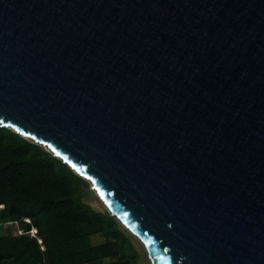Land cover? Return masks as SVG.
Listing matches in <instances>:
<instances>
[{
  "label": "water",
  "instance_id": "obj_1",
  "mask_svg": "<svg viewBox=\"0 0 264 264\" xmlns=\"http://www.w3.org/2000/svg\"><path fill=\"white\" fill-rule=\"evenodd\" d=\"M0 126L152 264H264V0H0Z\"/></svg>",
  "mask_w": 264,
  "mask_h": 264
},
{
  "label": "trees",
  "instance_id": "obj_2",
  "mask_svg": "<svg viewBox=\"0 0 264 264\" xmlns=\"http://www.w3.org/2000/svg\"><path fill=\"white\" fill-rule=\"evenodd\" d=\"M84 179L44 146L0 126V226L18 221L21 228L38 230V237L18 232L15 238L1 236L0 262L85 264L108 257L112 264H138L126 251L120 220L83 201ZM99 232L108 240L93 245L90 235Z\"/></svg>",
  "mask_w": 264,
  "mask_h": 264
},
{
  "label": "rangeland",
  "instance_id": "obj_3",
  "mask_svg": "<svg viewBox=\"0 0 264 264\" xmlns=\"http://www.w3.org/2000/svg\"><path fill=\"white\" fill-rule=\"evenodd\" d=\"M45 150H49L46 147H44ZM81 188H82V199L86 203L90 204L93 208H95L97 211L100 212H107L108 208L104 204L102 198L99 197V194L97 191L93 188L92 182L84 179L81 182ZM109 211V210H108ZM119 228L125 233L126 236V243L125 248L126 251L132 255H135L137 258L138 264H152L151 259L147 253V250L144 246V244L139 240L138 237L133 235L121 222L119 224ZM18 232V227L14 223H4V225L0 226V237L7 235V237L15 238L16 233ZM108 238H106L102 233H92L90 235V241L93 245H98L100 243H103L107 241ZM42 262L46 261V258H42ZM8 262V261H7ZM113 259L112 258H100L99 260L88 262L85 264H112ZM0 264H5L4 261L0 262ZM37 264V263H36Z\"/></svg>",
  "mask_w": 264,
  "mask_h": 264
},
{
  "label": "built area",
  "instance_id": "obj_4",
  "mask_svg": "<svg viewBox=\"0 0 264 264\" xmlns=\"http://www.w3.org/2000/svg\"><path fill=\"white\" fill-rule=\"evenodd\" d=\"M2 207H3V204H0V208H2ZM24 220H25L26 222H28V223L31 222V219H30L29 217H26ZM5 223H6V224H7V223H14V224H16L17 227H18V233H19V234H25V235H31V236H34V237H38V236H37V234H38V230H37V228H35V227H33V226H32L29 230H27V229L21 228V227L19 226L18 221H8V222H5ZM38 241H39V243H40V245H41V249L44 250L45 247H44V245H43V241H42V239H41V238H38Z\"/></svg>",
  "mask_w": 264,
  "mask_h": 264
},
{
  "label": "snow or ice",
  "instance_id": "obj_5",
  "mask_svg": "<svg viewBox=\"0 0 264 264\" xmlns=\"http://www.w3.org/2000/svg\"><path fill=\"white\" fill-rule=\"evenodd\" d=\"M17 130L19 131V129H17ZM56 155H58V156H59V155H60V153H59V152H57V153H56ZM66 159H67V158H66Z\"/></svg>",
  "mask_w": 264,
  "mask_h": 264
},
{
  "label": "bare ground",
  "instance_id": "obj_6",
  "mask_svg": "<svg viewBox=\"0 0 264 264\" xmlns=\"http://www.w3.org/2000/svg\"><path fill=\"white\" fill-rule=\"evenodd\" d=\"M100 197V196H99ZM101 198V197H100Z\"/></svg>",
  "mask_w": 264,
  "mask_h": 264
}]
</instances>
